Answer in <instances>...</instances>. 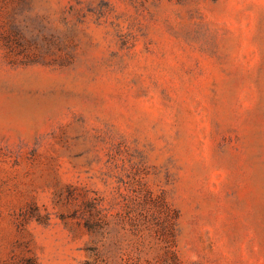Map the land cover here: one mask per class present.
<instances>
[{"label": "rangeland", "instance_id": "374dc122", "mask_svg": "<svg viewBox=\"0 0 264 264\" xmlns=\"http://www.w3.org/2000/svg\"><path fill=\"white\" fill-rule=\"evenodd\" d=\"M264 264V0H0V264Z\"/></svg>", "mask_w": 264, "mask_h": 264}, {"label": "trees", "instance_id": "16d2710c", "mask_svg": "<svg viewBox=\"0 0 264 264\" xmlns=\"http://www.w3.org/2000/svg\"><path fill=\"white\" fill-rule=\"evenodd\" d=\"M173 257H174L175 264H181L177 254H174ZM29 263L30 264H38L37 261L35 259H33V258L29 259Z\"/></svg>", "mask_w": 264, "mask_h": 264}]
</instances>
